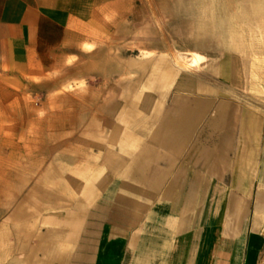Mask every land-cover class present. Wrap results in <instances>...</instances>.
Here are the masks:
<instances>
[{
  "label": "crops",
  "instance_id": "obj_1",
  "mask_svg": "<svg viewBox=\"0 0 264 264\" xmlns=\"http://www.w3.org/2000/svg\"><path fill=\"white\" fill-rule=\"evenodd\" d=\"M126 2L0 0V264H264V190L250 211L224 174L181 157L198 137L185 116L202 105L143 134L140 165L127 158L121 176L113 163L82 207L58 195L52 117L29 96L48 90Z\"/></svg>",
  "mask_w": 264,
  "mask_h": 264
},
{
  "label": "rangeland",
  "instance_id": "obj_2",
  "mask_svg": "<svg viewBox=\"0 0 264 264\" xmlns=\"http://www.w3.org/2000/svg\"><path fill=\"white\" fill-rule=\"evenodd\" d=\"M126 6L79 58L54 71L48 90L35 86L29 96L45 101L46 109L35 105L37 115L52 117L58 195L82 207L79 199L102 192L97 183L113 163L121 176L127 158L140 165L143 134L202 105L185 116L198 137L181 157L224 174L223 185L234 197L247 195L252 211L264 190V0Z\"/></svg>",
  "mask_w": 264,
  "mask_h": 264
}]
</instances>
